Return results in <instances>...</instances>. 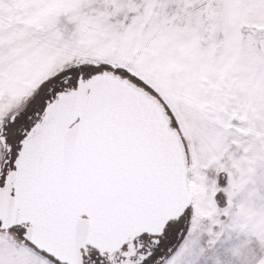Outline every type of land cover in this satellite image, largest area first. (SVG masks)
Segmentation results:
<instances>
[{"label":"snow or ice","instance_id":"obj_1","mask_svg":"<svg viewBox=\"0 0 264 264\" xmlns=\"http://www.w3.org/2000/svg\"><path fill=\"white\" fill-rule=\"evenodd\" d=\"M0 264H264V0H0Z\"/></svg>","mask_w":264,"mask_h":264}]
</instances>
